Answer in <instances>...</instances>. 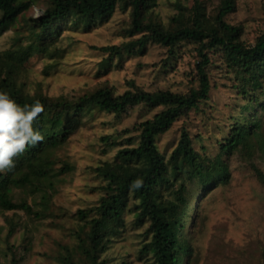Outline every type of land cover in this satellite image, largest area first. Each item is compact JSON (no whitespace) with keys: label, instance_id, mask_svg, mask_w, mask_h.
I'll use <instances>...</instances> for the list:
<instances>
[{"label":"trees","instance_id":"1","mask_svg":"<svg viewBox=\"0 0 264 264\" xmlns=\"http://www.w3.org/2000/svg\"><path fill=\"white\" fill-rule=\"evenodd\" d=\"M32 3L33 0H0V35L16 26L15 44L3 51L5 66L0 90L8 92L21 106L37 99L42 103L44 111L33 122V128L44 139L35 146L29 144L15 157L11 171L0 172V211L21 209L37 218L56 215L52 194L61 174L74 168L57 151L70 134L96 112L120 116L140 104L149 108L162 106L159 112L135 124L137 134L122 138H114L111 133L101 136L105 148L115 146L117 151L111 159L92 166L101 178L100 196L96 202L77 208L74 215L79 222L72 229L73 243L57 240L53 255L57 264H128L127 260H116L108 251L130 225L143 229L139 260L146 264H191L195 250L189 225L195 212L197 220L203 214L197 200L230 182L228 158L232 154L240 151L252 156L257 148L264 153V31L252 43L243 40V25L226 19L236 11L237 0H218L213 7L205 0H194L190 9L180 6L178 15L168 23L153 15L156 0H47L39 16L26 15ZM119 4L130 10L126 30L131 38L102 46L109 52L106 61L145 51L150 42L165 47L170 56L184 42L191 43L195 57L191 79L195 84L187 91L152 90L132 81L119 92L106 83L77 97L50 96L40 86L34 91L25 88V82L19 79L21 66L34 53L48 49L62 25L93 29L107 22ZM214 65L226 68L225 72L234 76L237 94L218 153L209 157L202 151L203 144V148H196L186 127L181 129L172 150L162 151L157 142L159 135L191 109L200 108L212 87L217 86L212 74ZM28 91L34 95H28ZM251 165L264 184V171L254 162ZM137 179L142 180V185L133 188ZM13 187L39 193V201L33 197L39 206L34 207L24 196L17 200ZM5 220V241L15 255L14 244L8 239L20 222L10 215H5ZM14 255L12 262L17 264Z\"/></svg>","mask_w":264,"mask_h":264},{"label":"rangeland","instance_id":"2","mask_svg":"<svg viewBox=\"0 0 264 264\" xmlns=\"http://www.w3.org/2000/svg\"><path fill=\"white\" fill-rule=\"evenodd\" d=\"M46 1L33 0L25 14L39 16L46 7ZM205 1L211 7L218 3V0ZM193 2L156 0L152 13L163 23H168L172 16L178 15L180 6L190 9ZM226 19L242 24L243 40L252 43L264 31V0H237L236 11L228 14ZM129 24L130 10H124L119 4L107 22L93 29L62 25L48 49L34 53L24 62L19 79L25 82L27 90L34 91L40 86L50 96L69 97H77L106 83L119 92L129 87L132 81L152 90L187 91L195 84L191 79L195 64L191 43L184 42L176 49L175 55L170 56L165 47L150 42L145 51L106 61L109 52L101 47L130 39L126 30ZM15 27H9L0 35V76L5 66L3 51L15 44ZM56 46L63 49L55 50ZM225 71L226 68L213 66L212 74L217 86L212 87L209 98L200 103V108L191 109L171 129L159 135L157 142L162 151L170 152L180 137L181 129L186 127L196 148L200 149L203 144L202 151L209 157L218 153L237 99L234 76ZM161 109L162 106L149 108L140 104L120 116L96 112L81 123L57 151L60 158L74 164L71 171L61 174L52 194V207L57 214L37 218L21 209L0 211V264H13L14 255L5 241V215L20 222L8 239L14 244L17 264H57L53 255L56 241H74L72 229L79 222L74 212L80 206L96 202L100 196L98 183L101 178L92 166L111 159L117 151L115 146L105 148L101 136L111 133L114 138H122L137 134L139 131L134 128L135 124ZM126 127L131 131L125 132ZM228 159L232 170L230 182L217 186L196 202L203 214L197 220L195 212L189 225L188 234L195 250L191 264H264V184L251 165L254 162L264 171V153L258 148L252 156L237 151ZM13 194L17 200L24 196L34 207L39 206L33 202L34 195L39 201V193L31 194L21 187H13ZM62 211H65L63 215L60 214ZM127 217L130 223L132 214ZM141 231L142 228L128 225L108 253L118 261L127 260L128 264H146L138 259Z\"/></svg>","mask_w":264,"mask_h":264},{"label":"clouds","instance_id":"3","mask_svg":"<svg viewBox=\"0 0 264 264\" xmlns=\"http://www.w3.org/2000/svg\"><path fill=\"white\" fill-rule=\"evenodd\" d=\"M28 95H34L30 91ZM44 111L37 99L32 104L21 106L8 92L0 90V172L11 171L15 167L14 159L22 154L29 144L35 146L44 137L33 128V122ZM142 180L133 182V188H139Z\"/></svg>","mask_w":264,"mask_h":264}]
</instances>
